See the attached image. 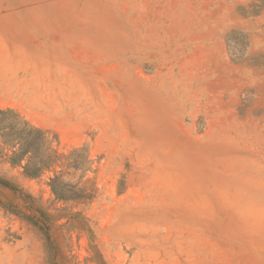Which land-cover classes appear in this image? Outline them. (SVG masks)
I'll return each instance as SVG.
<instances>
[{
	"label": "rangeland",
	"instance_id": "rangeland-1",
	"mask_svg": "<svg viewBox=\"0 0 264 264\" xmlns=\"http://www.w3.org/2000/svg\"><path fill=\"white\" fill-rule=\"evenodd\" d=\"M6 109L93 197L0 163V264H264V0H0Z\"/></svg>",
	"mask_w": 264,
	"mask_h": 264
},
{
	"label": "trees",
	"instance_id": "trees-1",
	"mask_svg": "<svg viewBox=\"0 0 264 264\" xmlns=\"http://www.w3.org/2000/svg\"><path fill=\"white\" fill-rule=\"evenodd\" d=\"M69 156L61 155L52 146L48 131L31 125L19 113L11 109L0 110V163L20 168L27 178H36L52 172L49 186L57 200L86 202L92 199L85 189H72L62 180L64 167L68 168ZM0 187L12 191L26 207L33 209L32 219H40V226L50 219L48 213L34 205V198L7 178L0 176ZM36 214V216H35Z\"/></svg>",
	"mask_w": 264,
	"mask_h": 264
}]
</instances>
